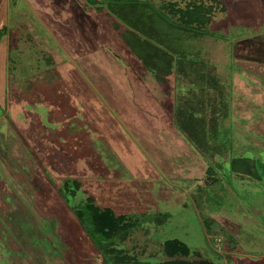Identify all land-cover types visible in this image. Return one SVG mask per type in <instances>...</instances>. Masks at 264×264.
<instances>
[{
  "label": "rangeland",
  "instance_id": "obj_1",
  "mask_svg": "<svg viewBox=\"0 0 264 264\" xmlns=\"http://www.w3.org/2000/svg\"><path fill=\"white\" fill-rule=\"evenodd\" d=\"M77 2L112 41L83 34L88 51L115 52L137 101L153 117L171 116L183 141L162 145L164 128L144 134L138 120H128L138 139L114 126L111 79L98 85L12 0L0 38L14 41L11 22L22 18L29 40L10 52L18 82L8 97L0 55V264H110L101 247L116 264H164L178 256L167 241L187 247L182 260L264 264V0ZM90 202L123 217L99 247L75 214Z\"/></svg>",
  "mask_w": 264,
  "mask_h": 264
},
{
  "label": "crops",
  "instance_id": "obj_2",
  "mask_svg": "<svg viewBox=\"0 0 264 264\" xmlns=\"http://www.w3.org/2000/svg\"><path fill=\"white\" fill-rule=\"evenodd\" d=\"M22 2L26 3V6L31 11V13L34 14L38 18V20H40L39 22H41L49 31V33L54 36L57 43L63 50L62 53L67 58H70L71 61H74L77 66L85 67L87 72L98 78V85L101 84V81L108 82V78L109 80L111 79V81H109L111 84L106 83L109 85L106 86L107 90H113L114 93L118 94V96L120 97V100H118L117 98L115 100V98L111 96V93L108 98L105 96L106 103L108 102L107 104L111 107L113 113V119L115 121L113 122L114 126L116 125L117 128L123 129L126 132V135H128L129 137L131 136L132 138L135 137L136 139H138L137 131L134 130L135 126L130 125V122L128 121L138 120L140 122V125L142 126L141 129H146L145 132H142L144 134L150 131L154 132L155 127L164 128L159 134L162 145L169 144L168 137L170 138V136L175 139L174 145L178 144V141H183V136H178L179 131L174 128L175 125L171 124V121H173L171 116L169 117L168 115H166L167 118L164 119L160 118L159 116H156L157 118L155 116L153 117L150 110H147V108L144 107L141 102L137 101V91L131 86V82L129 79V67L123 64V62L115 52H112L107 47H98L94 49L93 54L88 51L84 43L83 34L94 33L95 35L99 36L96 38L97 41H101L103 42V44L107 43L110 45L112 41L109 36L105 34L103 27L98 22H96L98 20H96L93 15L86 9L84 3L80 4L82 2H77V0H22ZM11 5L12 0H0V31L2 32H4V30L6 29V24L8 23V21H10ZM13 23L14 21L11 22V25L13 27L15 26L14 28L17 34V38L14 41H11L8 36H4L3 40L2 38H0V42H2V52L0 55L1 59H4V63L1 61L2 65L4 64L3 69L1 70V94L3 95V97H8V91L16 89V87H14V84L18 82H12L10 80V52L13 48H26L29 40V32L25 27L26 24L23 22V19L18 18V21H15L14 25ZM92 25H95L97 27H91ZM54 45L55 46H53L54 48L52 53L57 52V46L56 44ZM23 50L25 51V49ZM62 53L60 55H62ZM74 56L79 57V59L73 60L72 57ZM93 63H96V65L98 64L97 67L94 68ZM132 74L134 75L135 72L133 71ZM91 75L88 76V79L92 84L94 83V86L99 89L96 81L90 79ZM100 75H106L105 79H99ZM134 76H136V74ZM117 77L121 79L125 78L123 80L117 81L120 82V85L116 83ZM9 86L10 89L8 90ZM142 89H145L146 92L149 93L148 86L146 85V83H144V81L142 82ZM160 115L165 116V114ZM160 119H162L165 123L161 122ZM141 134L139 133V136H141ZM150 136L156 137L153 133ZM138 147H140V145H138ZM154 167L161 174H163V176L165 175V169L159 167L156 163H154ZM68 264H70V262H68Z\"/></svg>",
  "mask_w": 264,
  "mask_h": 264
},
{
  "label": "trees",
  "instance_id": "obj_3",
  "mask_svg": "<svg viewBox=\"0 0 264 264\" xmlns=\"http://www.w3.org/2000/svg\"><path fill=\"white\" fill-rule=\"evenodd\" d=\"M122 2L123 1H119L118 7L121 8V6H122V8H123L125 6L133 5V4H130L127 2H123V3ZM130 25L131 24H129L128 26H130ZM131 27H132V29H134V31L132 30V32L137 37H139L141 41L146 42L145 40H148L147 35L144 33H141L142 31L137 29L136 26L131 25ZM195 30L198 31L197 28H195ZM138 31L140 32V34L138 33ZM204 32H206L208 35H213L212 31H204ZM247 68H249V67H247ZM181 115H182L181 118L183 120H182L181 125H178V126H180V128L182 129L183 132H185V130L189 131V127H190L189 123L191 121L187 118V114L184 111ZM246 172H247V175H251V170L249 169V165L246 166ZM253 173L256 174V172H254V170H253ZM75 214H76L77 218L80 220V223L84 226V229L88 233V235H90V237L94 238L93 241H94L95 245H97L98 247L101 245V243L98 239L99 236L102 238H107L108 234H106V233H109V235H111V236H115L116 235V229L119 227L122 228V226L120 224L123 222V220H122L123 217L116 216L115 214H113L112 210L102 209L99 206L92 204V202H90L89 205L86 204L81 209H77ZM167 242H168L167 245L170 249L169 251L171 253H174L175 255L177 254L178 256H177V258H173V259L170 258L169 260H166L165 262H163L164 264H212L211 262H207L206 260L191 261V260H187L186 258L182 260V258H180L179 254L180 253L186 254L187 247L186 248L184 247V251L180 252V250H178V248H179L178 241H176V242L167 241ZM101 250H102L101 251L102 254H104V256H105V260L107 263L110 262V264H116L113 262V260L109 259L108 251H104L105 249L102 247H101Z\"/></svg>",
  "mask_w": 264,
  "mask_h": 264
}]
</instances>
